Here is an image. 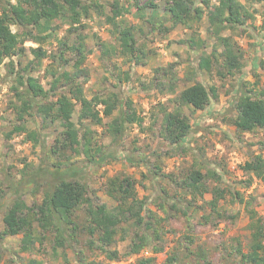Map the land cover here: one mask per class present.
<instances>
[{"label": "trees", "instance_id": "16d2710c", "mask_svg": "<svg viewBox=\"0 0 264 264\" xmlns=\"http://www.w3.org/2000/svg\"><path fill=\"white\" fill-rule=\"evenodd\" d=\"M155 1H148L153 9L157 8ZM202 1L207 8L212 9L209 18L217 34L228 28L243 26L247 18L251 17L237 0H220L219 5L212 8L210 0ZM166 2V12L174 26L180 24L188 26L200 20L203 15L202 7L196 6L195 0ZM135 6L138 11L143 10L139 0H111L108 7L112 16L105 14L103 16L107 22L114 25L122 53L131 56L139 64V58L135 57L138 50L132 29L117 22V18L129 13L130 8ZM92 8L102 10L104 7L87 4L83 0H16L15 4L11 0H0V65L7 58L18 54L24 55L26 49L22 45L25 41L42 43L43 39L50 37L53 33L54 20L66 19L71 31L76 33L79 30L75 25H83V20L90 18ZM13 27L17 28L15 32L12 30ZM50 30L45 37L43 34ZM77 38V43H72L68 38L59 40L60 50L53 55L57 66L51 69L53 81L50 90H45L32 75L33 61L25 67L19 63L18 68L14 61L8 63L10 76H15L12 91L16 102L12 100L11 106L19 112L17 121L23 122L15 127L10 136L26 134L28 140L45 145L47 150L44 154L45 159L51 165H39L37 168L32 166V172L29 174L30 165L25 163V168L21 170L23 178L15 187L13 186L16 198L10 202L3 216L0 240L22 235L19 251H16L18 257L21 251L29 254L43 253L57 260L60 256L66 258L67 251L72 250L80 259L83 251L79 247L82 245L101 251L112 261L137 256L146 249L153 254H159L165 252L168 246L165 235L172 232L167 231L172 220L187 222L191 229L194 220L202 226L214 228L227 220L235 222L237 215L230 213L221 205V201L226 199V193L229 192L234 202L245 204L251 232L248 252H244L241 245H238L234 257L239 258V261L234 263L232 260L231 263L264 264V217L258 215L252 203L246 202L244 194L239 190L228 191L229 189L219 186L211 188L209 179L217 173L204 172L198 166L179 174L165 173L158 163L161 156L157 155L153 167L149 170V177L159 187L157 196L140 198L137 191L138 180L123 173L109 178L103 185L114 205L102 201L97 195V190L85 180L82 172L91 165L100 167L107 160H115L117 157L113 153L104 154L98 146L96 149L93 147L95 132L91 125L102 124L101 113L109 117L118 110L119 115L109 124L108 130L117 141L124 134L127 124H142L143 118L132 108V101L128 95L120 91L106 90L105 93H97L91 100L88 99L84 85L90 80V76L82 64L89 50L84 42L85 35L79 33ZM219 39L226 46L223 55L224 69L227 75H233L234 70L241 68L237 53L239 51L231 38ZM31 51L39 59V63L47 57V52L40 47ZM107 53L105 51V54ZM210 67V58L203 55L199 68L209 70ZM161 71L163 70L160 69L159 72ZM156 84L163 86L161 81ZM241 87L234 100L237 114L232 119L233 125L242 134L264 130V87L250 90H247L244 84ZM52 97L56 99L53 100ZM216 98L218 94L214 87L209 90L203 83L196 82L177 94L175 101L178 108L170 111L164 104H160L163 112L161 119L163 138L169 144L181 147L192 128L189 118L181 108L186 106L194 110H205ZM78 104L80 105L78 120L82 128H78L72 121ZM99 106H103L104 109H99ZM25 114L34 119L39 117L42 129L58 122L64 130L47 147L44 135L39 137L37 131H29L25 126ZM85 121L89 126L84 123ZM126 160L132 162L133 157ZM242 170L246 179L241 181V184L245 189L251 187L254 178L264 182V153L252 155L242 166ZM47 175L51 177V182L45 183L47 188L43 200L33 201L29 205L19 193L25 186L32 184L35 185L37 192L41 187L42 178ZM144 178L148 177L144 175ZM25 193L30 192L26 190ZM207 194L212 195L209 201L205 199ZM151 204L155 205V208H152ZM118 236H121L122 241H129L124 253L111 249ZM189 247L188 245L184 248L187 249L184 256L188 257L191 254ZM180 255L173 254L165 264H182L183 259ZM202 259H204L202 264H215L208 257ZM229 260L223 264H231ZM153 261V257H142L137 259V264H153ZM11 262L13 264L14 260ZM27 264L45 263L31 259Z\"/></svg>", "mask_w": 264, "mask_h": 264}, {"label": "rangeland", "instance_id": "374dc122", "mask_svg": "<svg viewBox=\"0 0 264 264\" xmlns=\"http://www.w3.org/2000/svg\"><path fill=\"white\" fill-rule=\"evenodd\" d=\"M109 1L111 0H83L87 4L100 7L102 5L104 8L98 9L99 11L92 8L90 18L84 19L81 26L75 25L79 30L76 33L71 31L66 19L54 20L50 37H47V34L51 30L43 34L47 38L43 39L42 43L25 41L22 45L26 49L24 55L7 58L0 65V231L3 230L4 213L10 202L16 198L13 186L23 178L21 170L25 168V163L30 165V168L51 165L45 159V145L28 140L26 134L10 136L15 127L23 122L17 121L19 112L11 106L12 100L16 102L12 91L15 76H10L8 63L14 61L18 68L19 63L25 67L33 61L32 75L45 90H50L53 81L51 69L57 66L53 55L60 50L59 40L68 38L74 43L78 40L79 33L85 35L87 50L92 51H88L82 64L90 76V80L84 85L88 99L91 100L97 93H105L106 90L120 91L128 95L132 108L143 118L142 124H127L124 134L117 141L108 130L109 124L119 115L118 110L109 117L101 113L102 124L91 125L95 132L93 147L96 149L98 146L104 154L113 153L117 157L115 160H107L100 167L91 165L82 172V176L97 190V195L102 201L114 205L103 185L119 173L132 175L138 180L137 191L140 198L157 196L159 187L149 177V170L159 155L161 160L158 163L165 173L179 174L194 166L202 168L204 172L217 173L209 179L211 188L219 186L229 189L228 191L239 190L244 194L246 202L252 203L258 215L264 217V182L254 178L253 184L247 189L241 184V181L246 179L242 166L252 155L264 153V130L242 134L232 123L237 114L234 100L242 88L241 85L244 84L247 90L264 87V0H237L251 17L247 18L245 25L235 29L228 28L219 34L209 18L212 9L207 8L202 0H195L196 6L203 9L201 19L188 26H174L166 12V0H156V9L148 4L149 0H139L143 10L138 11L136 6L131 7L129 13L117 18V22L123 27L132 29L138 50L135 57L139 58V64L131 56L122 53L114 25L107 22L103 16H112L108 7ZM219 1L210 0L211 8L219 5ZM11 2L15 4L16 0ZM12 30L15 32L17 28L13 27ZM220 37L231 38L239 51L237 53L241 68L234 70L233 75H227L224 69L223 55L226 46ZM38 47L47 52V57L40 63L31 51ZM105 51L108 53L105 54ZM203 55L211 60L209 70L199 68ZM160 69L163 71L159 72ZM158 81H161L163 86L156 84ZM196 82L203 83L209 90L214 87L218 98L205 110H194L186 106L181 108L189 118L192 128L185 143L181 147H175L162 136L163 112L160 104H164L170 111L178 108L175 101L177 94ZM99 109L103 110L104 107L99 106ZM79 111L78 104L72 121L78 128H82L78 120ZM25 119L24 124L29 131H37L39 137L44 135L47 147L64 130L58 122L42 129L39 117L34 119L25 114ZM84 123L89 126L87 121ZM131 156L133 161H127ZM30 168L29 174L33 169ZM144 175L148 178L145 179ZM41 181L37 192L32 184L25 186L19 193L29 205L33 201L43 200L47 188L45 183L51 182V177L47 175ZM11 187L12 189H9ZM26 190L30 193H25ZM226 194V199L221 201V205L237 215L235 222L227 220L214 228L202 226L194 220L191 229L187 222L172 220L167 227V231L172 232L165 235L168 246L163 253L153 254L146 249L137 256L112 261L101 251L82 245L79 247L83 251V255H80L82 259L72 250L67 251L66 258L60 256L57 260L43 253L29 254L21 251L18 257L16 251H19L21 235L0 240V264H12V259L13 264H27L31 259L44 261L45 264H137V259L142 257H153V264H165L175 253L181 254L182 264H202V257H208L215 264L226 263L227 259L231 260L230 263L232 260L235 263L239 261V258L234 257L238 245H241L244 252H248L250 218L245 204L234 202L232 195L229 192ZM205 199L211 200L212 195L207 194ZM150 206L155 208L153 204ZM120 237L116 238L111 249L124 253L129 241H122ZM188 245L191 254L187 257L184 256L187 252L184 248Z\"/></svg>", "mask_w": 264, "mask_h": 264}]
</instances>
